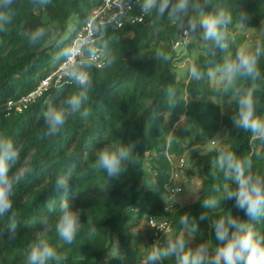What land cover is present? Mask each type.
Masks as SVG:
<instances>
[{"label":"trees","instance_id":"1","mask_svg":"<svg viewBox=\"0 0 264 264\" xmlns=\"http://www.w3.org/2000/svg\"><path fill=\"white\" fill-rule=\"evenodd\" d=\"M100 1L51 0L49 5L41 7L30 0H21L9 33L0 34V134L17 142L21 160L27 157L35 170L14 190L13 211L19 221L16 240H7V219L0 220V264H25L27 245L35 239L39 220L46 215L52 228L40 234L68 257L66 264H143L157 237L155 230L148 226L150 217L168 218L173 226L170 235H176L182 231L179 225L182 214L187 212L198 219L204 211L203 199L219 195L213 191L214 187H221L222 191V173L215 170L216 175H212V160L219 147L251 158L254 171L264 174V143L250 133L238 134L233 128L231 117L236 105L233 101L231 109L224 110L228 97L217 90L220 87L218 76L199 82L192 80L188 71L179 76L178 62L185 56H191V65L204 66L207 54L200 42L191 37L185 47L186 53L183 49L175 50L173 46L180 35L173 23H157L154 14L121 29L109 27L108 35L116 37L110 45L115 60L109 67L90 69L93 88L87 105L91 110L88 118L73 115L60 136H43L42 117L47 103L56 102L76 90L67 78L52 86L27 109L7 114L5 105L10 99L30 91L58 66L55 64L48 70L57 51L52 40L31 46L25 30L51 27L54 34L64 38L68 20L77 16L79 22L72 28L68 38L71 39ZM213 4L230 8L234 15L237 11H246L251 17L248 28L257 27L264 20V0H213ZM242 29L238 24L230 27V51L234 52L246 40ZM158 49L170 56L168 62L156 59ZM219 56L222 59L223 54L217 50ZM260 68L262 79L258 81L260 91L256 96L264 105V58ZM169 86L186 98V106L182 104L173 109L167 105L164 90ZM154 109L164 116L154 119ZM258 114H264V108L258 109ZM215 138L219 140L217 147L204 152L195 150L199 144L210 143ZM118 139L124 143L139 139L141 143L136 151L140 156L129 165L127 173L107 181L106 174L91 169L94 152ZM188 150H193L192 159L197 158L200 168L199 199L184 204L172 203L168 186L179 181L173 179V171L180 169L178 160ZM82 163L89 168L84 176L79 170ZM148 171L159 176L158 179L154 177L156 189H152ZM67 172L71 174L69 199L74 208L83 210L81 223H84L72 245L59 240L55 232L56 216L48 213L46 207L50 198H59L61 193L53 185L57 177ZM226 209L247 220L244 213L234 207V201H222V205L209 211V216L218 218L226 214ZM88 218L97 226L92 236L88 235ZM33 221L35 226L27 227ZM252 223L264 233V216ZM198 224L199 231L185 233L189 238L188 246L194 248L208 241L215 247V233L209 228V222L198 219ZM117 241L120 252L113 251ZM114 255L120 257L113 258ZM163 264H175V259L166 258Z\"/></svg>","mask_w":264,"mask_h":264},{"label":"clouds","instance_id":"2","mask_svg":"<svg viewBox=\"0 0 264 264\" xmlns=\"http://www.w3.org/2000/svg\"><path fill=\"white\" fill-rule=\"evenodd\" d=\"M30 2L44 7L51 0ZM20 4L21 0H0V34L9 33ZM134 7H139L144 15L154 14L157 23H173L178 35L195 37L200 42L207 58L204 66L192 64L189 67L190 78L199 82L206 77L218 76L220 87L217 90L228 97V106L231 107L233 101L236 105L231 117L233 128L238 134L250 133L254 139L264 143V114H258V109L264 108V105L258 102L256 96L260 91L258 81L262 79L260 61L264 58V20L257 29L260 39L251 46L244 45L236 48L234 52L230 51V27L238 24L241 28H248L251 17L244 10L237 11L234 15L230 8L214 5L213 0H116V12L110 18H89L91 27L87 35L81 36L77 33L71 39L54 34L51 27L27 28L25 36L31 46L46 39L52 40L57 49L52 58L53 63L61 65L67 82L76 86V90L65 97L47 103L42 117L43 136H60L68 119L73 115L78 114L82 119L91 115V110L87 107L93 88L90 69L97 66L101 55L105 58L104 67L112 65L115 57L110 45L116 37L108 35L109 26L122 24ZM185 47L176 49L173 46L175 50ZM217 50L223 54L222 59L217 57ZM155 56L164 62L170 60V56L163 50L158 49ZM164 91L170 108L188 104L176 88L169 86ZM159 115L164 116V113H157L154 109V119ZM140 143L139 139L128 143L119 139L115 143H105L103 147L95 150L91 169L102 171L106 174L107 181L119 179L127 173L129 165H133L139 158L136 149ZM212 167L213 176L216 175L215 170L222 173V191L221 187H214L213 191L219 195L203 199L201 206L204 211L198 219L209 222V228L215 233V247L208 241L200 242L194 248L188 246L189 238L185 237V233L199 231V224L197 217L185 212L179 218L182 231L176 235H170L172 232L169 235L164 234L162 241L157 239L147 252L145 264H163L166 258H174L175 264H264V233L259 232L252 223L264 216V174L254 171L251 158L238 156L223 146L218 148ZM79 170L80 175L84 176L89 168L82 163ZM34 171L27 157L21 160L17 142L0 134V220L7 219L5 228L9 242L16 240L19 228V221L13 211L14 190L21 181L32 176ZM70 180V172L57 177L53 186L61 194L59 198H50L46 204L48 213L56 216L55 232L59 240L67 245L74 243L84 224L81 223L83 210L74 208L69 199ZM152 185V189H156L157 180H153ZM174 199L176 201L177 197ZM222 201H234V207L243 212L247 220L234 215L231 209H226V214L218 218L210 217L209 211L222 205ZM35 223L33 221L27 227L35 226ZM87 223L88 235H95L97 226L89 218ZM148 226L150 227L149 223ZM51 228L49 217H41L39 231L35 239L27 245L25 264H66L68 257L40 234ZM113 251L120 252L118 241ZM115 257L120 256L114 255L113 258Z\"/></svg>","mask_w":264,"mask_h":264},{"label":"built area","instance_id":"3","mask_svg":"<svg viewBox=\"0 0 264 264\" xmlns=\"http://www.w3.org/2000/svg\"><path fill=\"white\" fill-rule=\"evenodd\" d=\"M116 12V0H101L99 4L93 9L89 18L96 19H108ZM146 15L142 14L139 7H134L133 11L123 20L122 24L118 26H109L116 29L124 28L128 25H133L137 22L144 21ZM89 18L81 26L80 30L77 32L81 36H86L91 25L88 22ZM191 37L180 35L179 38L174 43V48L178 49L185 47L189 44ZM105 58L103 55L100 56L98 60L97 67H102ZM66 77L63 75V68L58 65L56 68L52 69L45 77H43L34 88L30 91L22 94L18 98L10 99L5 105V111L7 114H11L13 111L21 112L27 109L32 103L37 101L39 98L43 97L52 86H57L63 82ZM214 142V141H213ZM185 166V158L181 157L178 160V168L173 171V179L180 177V172ZM178 189L183 191L181 184H175L173 186H168L169 199L176 197L180 192ZM150 227L154 228L156 234L171 233L173 228L171 221L168 218L157 219L155 217H150L148 220ZM159 238V237H157Z\"/></svg>","mask_w":264,"mask_h":264},{"label":"rangeland","instance_id":"4","mask_svg":"<svg viewBox=\"0 0 264 264\" xmlns=\"http://www.w3.org/2000/svg\"><path fill=\"white\" fill-rule=\"evenodd\" d=\"M79 22V18L77 16H73L72 18H70L68 20L67 23V28L65 30V34H64V38L68 39L70 36V33L72 31V28L74 26L77 25V23ZM260 25L257 27H252V28H243L241 31L246 33V40L242 43V46L244 45H249L251 46L257 39L260 38V33L257 29H259ZM256 28V29H254ZM182 49H179L177 51H181ZM184 53H186V48H183ZM55 63L52 62V64L49 66L48 70L50 69V67L54 66ZM178 73L179 76H183L186 74V72L189 70V67L191 65V56H185L182 61L178 62ZM63 88V86L61 87V89ZM225 103V100H224ZM225 111H229L231 109L230 106L227 105L224 107ZM215 143L210 142L207 144H199L195 150H197L198 152H204L208 149L211 148H215L219 145V140L215 138ZM192 153L193 150H188L185 154V166L184 169L181 171L180 173V177H179V184L182 185L183 187V191L180 192L178 195H176L177 199L175 201V197L174 198H170V200L172 202H176L179 204H184L188 201L194 200L197 198L198 196V192H199V188H200V183H201V177H200V168L199 166L196 164L197 162V158L192 159ZM147 176L150 177V184H152V181L155 179H158L159 176H153L152 174H150V171H148ZM155 177V179H154ZM178 180V179H177ZM141 225V228L145 229V226ZM164 234L169 235L170 233H163L161 234H157V237L153 240V243L157 240L160 239L161 241L164 239ZM145 264V260L144 263Z\"/></svg>","mask_w":264,"mask_h":264}]
</instances>
